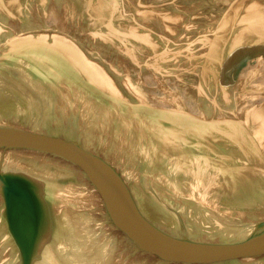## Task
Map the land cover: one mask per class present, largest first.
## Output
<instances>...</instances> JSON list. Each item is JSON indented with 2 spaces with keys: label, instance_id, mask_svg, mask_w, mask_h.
Segmentation results:
<instances>
[{
  "label": "water",
  "instance_id": "water-1",
  "mask_svg": "<svg viewBox=\"0 0 264 264\" xmlns=\"http://www.w3.org/2000/svg\"><path fill=\"white\" fill-rule=\"evenodd\" d=\"M0 264H264V0H0Z\"/></svg>",
  "mask_w": 264,
  "mask_h": 264
},
{
  "label": "bare ground",
  "instance_id": "bare-ground-1",
  "mask_svg": "<svg viewBox=\"0 0 264 264\" xmlns=\"http://www.w3.org/2000/svg\"><path fill=\"white\" fill-rule=\"evenodd\" d=\"M116 146L113 144L111 148L109 149H114ZM67 166H69L73 171L75 170V168L71 165L65 164ZM246 232H243L242 230H228L226 232L221 233V236H238V235H244Z\"/></svg>",
  "mask_w": 264,
  "mask_h": 264
}]
</instances>
